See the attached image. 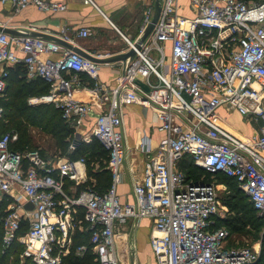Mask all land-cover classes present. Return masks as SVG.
<instances>
[{"label":"built area","instance_id":"built-area-1","mask_svg":"<svg viewBox=\"0 0 264 264\" xmlns=\"http://www.w3.org/2000/svg\"><path fill=\"white\" fill-rule=\"evenodd\" d=\"M99 9L96 0H81ZM14 12L30 5L65 11L58 0H0ZM161 0L153 30L141 41L154 8L149 6L135 40L124 37L135 56L117 85L107 88L99 63L53 40L0 31V95L7 88L9 67L22 65L26 78L43 79L49 90L28 98L29 104L53 103L75 128L69 152L81 141L98 139L107 151L111 184L103 192L79 188L89 178L86 156L45 157L38 149H13L19 134L0 136V244L3 251L23 245L20 258L33 264H64L77 232L89 242L74 252L91 250L99 264H118L115 232L149 219V245L155 264H255L260 247H228L230 231L218 226L228 207L226 186L214 177L234 178L257 214L264 215V1ZM0 25H5L0 21ZM90 27L76 29L87 38ZM66 43L73 39L62 30ZM136 43L139 44L136 47ZM57 55L51 57L50 55ZM83 74L84 76H81ZM85 79H84V78ZM139 82L148 87L146 91ZM92 96L82 101L74 89ZM135 103L153 109L163 133L155 150L143 141L147 156L141 180L132 185V201L117 193L125 158L123 107ZM102 104L92 129L78 128L93 105ZM235 110L259 123L256 133L241 136L220 120L218 109ZM3 108L0 106V119ZM79 135V137H78ZM188 158L204 170L193 179L181 169ZM212 174L207 179L206 174ZM28 203L32 208L26 207ZM27 225L21 232L23 225Z\"/></svg>","mask_w":264,"mask_h":264},{"label":"crops","instance_id":"crops-1","mask_svg":"<svg viewBox=\"0 0 264 264\" xmlns=\"http://www.w3.org/2000/svg\"><path fill=\"white\" fill-rule=\"evenodd\" d=\"M58 1L65 2L67 10L44 11L30 5L19 12H14L10 4L2 5L0 3V21L15 30L40 33L42 36H33L46 40H51L49 36L60 38L62 30L66 29L73 39L71 45L77 46L91 55L105 58L128 50V44L124 37L130 40H135L138 37L144 15L149 6L154 8L156 0H96L99 9L85 5L81 0ZM181 3L185 5L184 11H189L187 10L188 0H181ZM83 26L90 27L96 35L93 37L91 35L90 38L77 37L76 29ZM50 56L57 57L55 54ZM99 64L100 81L109 89L115 87L122 73V63L116 61ZM81 76L84 75L81 74ZM73 96L82 101H89L92 94L86 89L77 88L74 89ZM102 108V104L92 106L91 111L84 118L83 124L77 129L79 133L85 134L92 129L97 113ZM218 113L221 122L238 135L249 136L259 129V123L256 127L255 122L249 121L235 110L220 107ZM229 120L246 125L247 129H236ZM123 126L125 130V158L121 167V182L117 186V193L122 202H130L133 200V182L141 180L144 174L147 156L142 148V143L147 140L151 149L155 150L163 133L159 130V121L155 111L135 103L124 105ZM90 181L94 182L95 179L91 177ZM149 221L146 218L141 220L144 224L150 223ZM138 225L139 222L135 227L136 235ZM151 228L150 226L144 230L150 234ZM149 249L151 251L150 245ZM131 255L135 258L134 250L131 251Z\"/></svg>","mask_w":264,"mask_h":264},{"label":"trees","instance_id":"trees-1","mask_svg":"<svg viewBox=\"0 0 264 264\" xmlns=\"http://www.w3.org/2000/svg\"><path fill=\"white\" fill-rule=\"evenodd\" d=\"M8 70L7 88L4 94L0 95V106L3 108V115L0 119V136L7 131L14 130L18 132L19 139L11 145L13 149H38L45 157H48L46 154L51 153L53 156L59 151L62 154L61 156L74 159L85 155L89 177H93L96 185L100 186V188L89 184L92 183L89 180L81 184L79 188L92 186L100 192L105 191L111 184V173L107 168V151L100 141L96 138H94V144H87L81 141L77 144L75 150L69 152V145L75 137V128L62 117L61 109L57 108L53 103H28V98L31 96L46 94L49 90L48 83L40 78L28 80L20 64L15 67H9ZM32 129H37L36 133H32ZM88 154L93 159H91L92 163L98 164L97 169L94 168V165H89ZM99 157L100 159H98ZM180 166L188 174L189 178L196 179L205 173L202 168L195 166L188 158H185ZM214 177L217 181H226L233 192L223 199L233 215L219 219L217 225L227 227L230 233L232 231L241 232L249 227L256 230L264 227V215L259 216L257 214L249 197L238 187L236 180L225 176L223 173H217ZM206 178L208 180L212 179V174L207 173ZM235 186L237 188H234ZM26 227L27 225L24 224L21 232ZM83 242H89V233L77 232L73 250L64 258V264H99L91 250L86 251L83 255L75 254V247ZM22 250L23 245L18 242L12 244L5 251H3L0 244V264H33L29 259L22 262L20 258ZM255 264H264V233L260 259Z\"/></svg>","mask_w":264,"mask_h":264},{"label":"rangeland","instance_id":"rangeland-1","mask_svg":"<svg viewBox=\"0 0 264 264\" xmlns=\"http://www.w3.org/2000/svg\"><path fill=\"white\" fill-rule=\"evenodd\" d=\"M95 33H92V36H95ZM90 38V37H89ZM232 125L239 130H246L247 126L240 124L236 121L232 122L229 120ZM255 126L257 127L258 124L255 123ZM37 129H32V133H36ZM37 135V134H36ZM94 139L90 142L94 144ZM40 142V141H39ZM97 146V145H96ZM53 152V151H51ZM46 154L48 157H52V154L50 155ZM60 151L57 154H54L53 156H61ZM92 157L88 154V161L89 165L93 166L94 168H98V164L92 163ZM97 159V158H96ZM100 159V157L98 158ZM90 181V180H89ZM219 183H222L226 186L224 197L227 195H230L232 192V188L229 186L226 181H218ZM92 186H95L96 188H100L96 185V182L89 183ZM234 188H237L236 186ZM231 190V192H229ZM222 199L223 204L224 201ZM225 206H227L225 204ZM228 207V206H227ZM227 215V216H226ZM233 214L229 210L225 213V216H232ZM150 222V221H149ZM127 227H120L117 228L115 232V241H116V252L118 257V264H133L132 258H131V251H135V264H154V259L152 258L151 251L149 249V238L150 234L145 232V228H150L151 222L148 224H144L143 222H139L138 229H137V235L135 228L132 226V221L128 220L126 223ZM264 233V227H262L259 230H256L252 227L245 228L241 232H231L229 234V237L227 239L226 248L228 247H260L262 244V237Z\"/></svg>","mask_w":264,"mask_h":264},{"label":"water","instance_id":"water-1","mask_svg":"<svg viewBox=\"0 0 264 264\" xmlns=\"http://www.w3.org/2000/svg\"><path fill=\"white\" fill-rule=\"evenodd\" d=\"M160 12H161V0H156L155 4H154V13H153L152 19H151L150 23L148 24V26L146 27L145 31L143 32V35L141 36V39H140L141 41H144L146 39V37L150 34V32L153 30L155 23L157 22V20L159 18ZM0 31L7 32L11 35H38V36H42V34H40V33L28 32L27 30L19 31V30L12 29L6 25H0ZM49 38L51 40L63 45V46H66L67 48H69L71 50L79 52L83 56H85V57H87V58H89V59H91L97 63H111V62H116V61L121 62L122 63V73L125 72L129 61L135 56V53H136L134 48H130V49L126 50L125 52L118 53V54L112 55L110 57L101 58V57L91 55V54L83 51L81 48H79L77 46L68 44L60 38H56V37H52V36H49ZM138 46H139V44L136 43V47H138ZM139 84L146 91L149 90L148 87L146 85H144L142 82H139ZM78 137H79V135H78ZM26 207L32 208V204L28 203L26 205ZM132 261H133V264H135L134 256H132Z\"/></svg>","mask_w":264,"mask_h":264}]
</instances>
